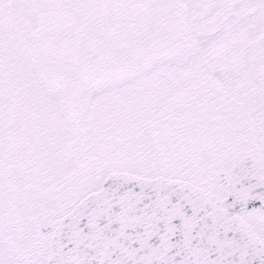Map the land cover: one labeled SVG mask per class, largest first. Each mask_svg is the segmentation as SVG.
I'll use <instances>...</instances> for the list:
<instances>
[{
    "label": "snow or ice",
    "instance_id": "6c2138e0",
    "mask_svg": "<svg viewBox=\"0 0 264 264\" xmlns=\"http://www.w3.org/2000/svg\"><path fill=\"white\" fill-rule=\"evenodd\" d=\"M0 264H264V0H0Z\"/></svg>",
    "mask_w": 264,
    "mask_h": 264
}]
</instances>
